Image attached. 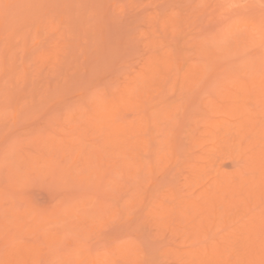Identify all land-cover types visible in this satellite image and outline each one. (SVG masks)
<instances>
[{
    "label": "rangeland",
    "instance_id": "1",
    "mask_svg": "<svg viewBox=\"0 0 264 264\" xmlns=\"http://www.w3.org/2000/svg\"><path fill=\"white\" fill-rule=\"evenodd\" d=\"M263 9L264 0H0V163L2 164L0 165L1 167L4 166V168H0V220L1 222L3 219L5 221H8L6 222L7 224L0 222V246L4 248H0V255L2 256H0V261L6 264V259H4V256H8L5 250L6 247L7 251H10V249L8 248H11L12 246L14 248L15 245V247H18V243H15L19 241L20 245L22 243V247L24 246V241L29 243L31 248L27 243H25V245L27 244L26 247L30 248L29 250L32 252V255L28 254L30 256V259L28 257V260H25L27 258V255L25 254V257L23 255L24 252L22 253L19 251L21 253V257H23V260H21V258L20 260L18 259L20 262L18 263L17 261L16 264H91L90 261L92 258L96 260L95 264H132L134 261V263L137 262L136 264H188L187 260L188 258L190 259V256H187L188 253H184L186 254L184 255L182 254V252H189L188 250L193 248L194 251L192 249L189 252L191 255V252H196L198 250L199 253H196H205L204 256L206 255V257L209 258L208 255L210 253V250L207 251V254L205 252V245L208 246L206 243H209L210 246L207 247L209 249L211 245L213 246L211 247V250H215L217 247L222 248L220 250L222 251L221 254L223 255V257L221 256V259H218V263H221L220 261H223V263L225 264H230L233 261H237L240 255L243 253L242 251H240L242 250L243 246H231V248L234 246L233 249L235 247L237 249L239 248L238 251H240V253H237L238 251L236 250V248L235 251L237 252L228 247L229 243H226L227 239L224 236H221L222 233V235H224L225 233L227 234L228 229L226 230L227 226H225V222L230 221L231 219H228L227 216L226 219L228 220L224 222L223 220L226 216L223 219H219V217H221L222 215L220 214V216L217 218L218 220L215 219V223L217 224L218 221L219 225L214 224L215 226L213 225L214 227H211V225L214 223V221H211L210 224H208L206 227L207 230L209 229L208 232L204 228V232H201L199 234V232L202 230L198 231V233L196 231V236H191V232L194 226L193 222H196V220L192 222L187 221L188 217L185 215L186 212L183 208L185 206L181 204L180 207V205H178L180 201L184 202V199L178 200L177 196L179 198L185 197L186 200L188 197L189 201L190 196H194L195 198L199 193V197L195 199H203H200L198 201L200 206L202 203H205V201L208 202V200L210 201L211 199L214 201V199H216V196H219V194L220 196L222 195V197H218L219 199H223L224 197L228 198V196H226L228 195L226 190L225 194V192H223L224 190L221 192L218 190V188L212 186L213 183L211 181L216 176L217 178H223L221 177L222 175L220 171L223 172V176L226 177L229 175V171H233L235 174L238 173L235 175V177L233 176L234 182H236L239 180L237 178H240L242 176L244 178L254 177L257 179V176L255 174H259L260 172L258 171L262 169L259 168L258 171L256 170L257 168H254L256 171L253 169H248L244 166H247L248 162H246V158L248 157V155L244 158L243 162L242 154H240L242 151L240 152V150H238L237 148V150H234L233 154V152L228 147V144L226 145V138H230L229 142L233 141L231 134H229V131H232V129H228L229 131L227 130V128L229 127L228 124L234 119H237L239 115L238 113H236L238 115V117H236L237 115L235 113H232V111L231 114H228L227 116L225 114V111L230 113L231 110L229 111V109L226 110L225 108L224 110L222 108V105H224L225 103L227 104L230 101L227 100L229 99L227 98V94L231 93L230 91H228L229 88H227V86L230 87V85L234 83L237 86V80L234 81L236 77L240 79L239 81L244 79L246 74L244 72L245 70H247V67L244 66L248 63L247 61H251L252 59L254 61L255 58L259 56L258 54H256V51L259 48V58L261 57V59H263V55H261V49L264 48V42H262L264 40V35L263 37H259V33L261 32L256 33L257 31L252 29L250 24L247 26L248 23H252L258 20L260 22L261 20L264 21ZM63 19L66 23L63 22ZM67 19L71 21L69 22V25L67 24ZM36 21H38V24ZM229 24H232L233 27L242 25V30L245 29L253 37L251 41L248 40L250 43L248 42L249 44H245L243 47V44L241 45V41H243L244 38L246 39L250 35L244 37L242 33V35L239 34L241 31L238 33V31L241 30L239 29L240 26L238 27V30H236V27L232 29V26L229 27ZM35 25L37 29L35 28ZM227 27L233 30L231 31L233 32V34H229L230 30H228ZM38 29L40 30L37 31ZM235 30L237 32V35H234V33H236ZM226 34H229L227 38ZM231 35H233L234 37L242 36L241 38L239 37L237 39H239L238 41H240L238 45L240 44L243 48L239 49L238 47L240 45H234L235 40L237 39L234 38V40H232L233 38H230L232 37ZM255 35L258 36L257 38L262 37L263 40L259 41L258 39H256ZM205 37L208 39V41ZM222 37L226 38L227 41L225 42H228L224 45L222 44L223 46L219 43ZM224 38H222V41ZM202 39H204V41ZM247 39H250V37ZM247 39L245 40L246 42L243 41V43H247ZM199 40H202L204 43ZM257 42L261 44L258 45ZM198 44H200V46H198ZM229 44H231L230 46L232 48V50L230 49V51H228L229 49L226 48ZM203 46L206 48H201ZM224 46L226 47L224 48ZM235 47H237L238 49L236 48L235 50ZM200 48L202 49V51L203 49L206 50L204 53L208 54L202 55L204 53L201 54ZM200 55H202V57ZM214 55H219L220 57L218 56L219 58L217 57V59L213 60L212 58L214 57ZM204 56H208L206 57L208 59H205ZM166 58L171 59H169V61H172V63H167H170V65L173 64L172 68H170L171 66H165L167 65L165 64ZM210 58L214 62H211ZM206 61L210 62L206 63ZM240 62H242L244 66L241 65L242 67H240ZM196 63H205L206 67L208 65H212V67L210 66L211 70H209L210 68L208 69L207 67V73L204 74V77L200 76L201 78H195V82H192L194 81V79L192 80L188 78L189 80H192L190 82L192 83V88L191 85H189V81L187 82L186 80L184 81L187 83L184 84L187 87L182 86V76L185 74L189 65H195ZM151 64H155V66L157 64L161 70H159L160 73H158L159 71L156 70L158 72H156L157 74L155 73V77L153 76L154 74H152L153 78L149 75V73L155 72V69L152 70V72L151 70L148 71ZM217 64H219V66ZM221 64H224L223 67L228 66V69H230L229 71H233V73L235 72L233 76L241 70L239 73L240 75L244 73V77H240V75H238L239 73H237L235 75L236 77L233 78L234 80H228L229 84L227 83V86H225L227 80L224 81L226 77V75L224 74L225 72H227V70L221 73ZM233 65H237L236 67H238V70L236 67V70H232V67H234ZM152 67L153 66H151L150 69L154 68ZM212 69L213 72L216 69L217 71L219 69L220 72L218 73L219 75L216 74L217 77L214 76L215 74L213 75L215 77V80L212 76L208 75L213 73ZM242 70H244V72ZM14 71L15 74L13 75ZM141 75H143L144 80L145 78L148 79V77L150 76L149 78H151L152 81L149 82V80L145 82L146 85L142 87V91H139V89L135 87V85L137 86V84H139V82L141 81ZM145 75H147V77ZM207 75L210 76V79L213 80H208L209 78L207 79ZM219 80L221 84H218L221 85V88L219 85H216L217 81ZM136 81L139 82L137 83ZM222 82L225 83L222 84ZM212 86L219 87L217 88L219 92L217 89L215 92ZM132 88H135V90H137V92H135V96L129 93V90H132ZM139 88H141V86ZM189 88H191V90ZM234 88L232 89L231 86L230 89L234 91ZM225 89H228V92L224 91ZM121 90L123 92L126 91L127 93L124 92L125 94H122L123 92L121 93ZM4 91L6 95L4 94ZM236 91L237 89L235 90V92ZM217 92L220 93L219 95H221V93L224 94L226 98L223 96L222 98H224V100L222 98L221 100L225 101L226 99L228 102L225 101V103L223 104L221 101L222 105L218 108L219 110L217 109L216 111L215 109L212 110V107L216 106L217 104H215L214 100L217 97H221ZM121 94L122 96L125 95L126 97H129L130 100L128 101V104H122V108H115L118 111H114L115 115V112H117V117L111 115L109 116L108 120H113L116 123L125 124L128 131H126V135L129 136L131 134L127 138L129 139L131 137V141L133 140L134 144L138 143L136 150H134L135 154H139L137 157L140 160L141 158H143L144 160L142 161L143 163L145 162L143 164V172H141L142 170L140 171V168L139 171L141 173L138 172L141 176L140 178V176L138 175V178L140 180L142 179L141 184L139 183V188L134 186L135 183L138 184L135 181L139 180L137 179V176H135L137 175L136 173H134L132 176L130 174V177L129 174L125 173V169L123 170L122 168L121 171V169L117 168V166H114V164L118 165V162H120L121 160L123 162V159H125L121 157V151L118 152L120 153L119 155L121 157V160L117 159V154L115 155L114 153H112V155L110 153L112 156L107 154L105 156L107 160L105 161L106 158L103 157L99 165V162H97L98 157H95L96 153L94 154L93 150L97 146L100 148L102 147L101 144L105 140L102 141L101 139H103V136H105V131L103 129V132L100 133V131L94 126H91V124L90 126L92 128L90 127V129H88L89 127L85 125L86 119L88 118L87 116L91 117L92 115L94 117L93 113H95L96 111H94L95 107L93 106L95 103L96 105L101 101V105H103V103L106 104V102L109 103L112 100H117L119 96L121 97ZM234 95L236 96V94ZM234 98L231 102L236 104L234 102ZM253 98L254 97L252 96L251 99ZM100 99L102 100L100 101ZM203 99L205 101L214 99L211 102V105L212 103L213 105L208 106L210 102L207 103ZM90 100L92 102L95 101L94 104H92ZM250 100H248V102ZM203 101L205 102V104H208L206 105L207 107H209L208 109H205L207 107L202 105L204 104ZM216 101L218 102L217 99ZM89 102L92 104V106H90ZM200 102L202 103L200 104ZM254 102L253 104L255 105L256 102ZM253 104L251 103V105H248L249 109L254 108V106L251 107ZM176 105H178L179 107ZM202 106L205 108H203ZM148 107L152 109H148ZM103 108H100L97 113H99V111H102L101 109ZM90 109L93 112L88 111ZM170 109H172V113L171 111H169L171 115H168H170L171 117L167 114H163L164 111H166L165 113H167V111ZM148 110H153L155 113L157 111L158 113L161 111V115L152 112L151 115L153 117L148 116ZM223 110L224 112H222ZM84 111L91 112V114L88 113L90 114L88 115L86 112L85 115ZM104 111L106 110L104 109ZM81 112H83L84 114L82 115ZM154 114L156 116H154ZM162 114L164 116H162ZM157 115H159V118L161 116L160 119H157L158 121L155 119ZM230 115H232V117ZM144 116L146 119L144 118ZM100 118L98 117L99 120ZM214 120L219 121L215 122ZM94 121H91L90 123ZM100 121H102V118ZM227 121L229 123H227ZM87 122L86 124H89V122ZM208 122H211L214 127L217 126V129L211 127L214 130H217L216 134L217 132H219L218 129L221 128L220 132H223V134L226 136V138H224L225 136H223V142H225L223 144H225L227 147L225 151L220 152V150H217V148L222 149L224 148V146L222 148L218 146L216 149H213V147L212 149L214 150V152L212 149L210 151H206V149L211 148V146L216 143V139L214 138L215 136L209 133V131L212 132V130H210L211 128L208 126ZM215 123H219V125H215ZM234 123L235 124H232L233 129H237L236 125L239 122L235 121ZM166 124L173 127V124H177L175 125L177 127H170L169 129V126H167ZM84 125L87 127L88 131L90 130L89 132L87 130H84L85 133H82L83 130H81L82 128L80 129V127H84ZM147 125L151 126V129L154 128V131L156 129L157 132L154 133L153 130V132L149 131L150 129L148 131L144 130L145 127H148ZM73 126H75L76 130H74V128H71ZM162 126H167V128L169 129L164 130L165 132L168 131L165 134L162 131L164 128L161 130ZM249 126H247V130L250 128ZM91 129L94 131H92L93 135L91 134ZM130 129H134V131L132 132V130ZM172 129H174V131H172ZM247 130L245 129V133ZM80 131L81 134L79 133ZM106 131H108V128L106 129ZM129 131H131L133 134H128ZM175 131L177 132L175 133ZM87 132L88 136L86 135ZM170 132H173L172 134L174 135L168 134ZM235 132H237L236 134L238 135V131L235 130ZM62 133H67V135L63 134L64 137H62ZM71 133L73 134L71 135ZM245 133L242 134L245 135ZM250 133L252 134V132ZM213 134H215V131ZM219 134H217L216 136L218 137ZM246 134L248 135H246L247 137H242V135L237 136L238 138L241 137L242 140L244 139L243 145H247L252 140V138L251 140L249 139L250 134L248 132ZM253 135L254 134H252V136ZM94 136L100 137H97V140ZM235 136L236 135H234V138ZM46 137H55L52 140L56 141L53 142L54 144L52 143V145L50 143V141L52 140L48 141L49 138L47 139ZM78 137H81L80 140L78 139ZM140 137L142 139H139ZM193 137L194 140L201 138V141L199 139V142L197 141L199 144H197L196 141L195 143L194 141L191 143ZM37 138H40L41 140ZM59 138L62 141L60 143L65 144V146L63 144L64 148H66V144L72 143V145H68L69 147L67 146L66 148L70 150L71 153L68 150L66 151V149L63 151V146H59L58 148V145H62L58 144L59 142H57ZM219 139L221 140V138ZM237 139L235 142H237ZM219 142H222V140ZM49 143L54 146L51 148L54 149L53 151H49V147H51ZM83 143L84 150H80L79 147L81 148ZM96 143H99L100 146ZM55 146L57 148H55ZM71 146H73L72 148H74V152L72 151V148L70 149ZM77 146L79 147L75 149ZM60 147L62 149H60ZM145 147H148L149 149L147 148V150ZM153 148L156 151H152L151 149ZM228 148L229 152H227ZM8 149L11 150V153L9 151L11 155L6 152L8 151ZM246 149H250L251 153L256 150L254 146L246 147L245 151ZM75 150H78V152H76ZM215 150L217 151V153ZM65 151L66 153H70L73 155H66L69 156L67 159L65 157ZM81 151H84L85 154L79 155L78 153H81ZM5 152L8 154V156ZM43 152H45V155L43 154ZM90 152H92L95 156ZM205 152L207 153L205 154ZM238 152H240L239 155H241L242 158L238 156V154H235ZM246 152H249V150ZM246 152L243 154H246ZM88 153L89 159L85 157ZM29 154L33 155L32 164L34 162L39 164V166L37 164V166L31 164L32 166L30 165V168H28L29 164L27 165L24 164L25 162L23 163V160L26 158V156L28 158H26L27 161L30 159L31 156L29 157ZM129 154L132 155L131 158L129 156V159H132L133 156H135L133 151ZM161 155L162 158H159V156ZM13 156H15V158L17 157L18 159H15ZM34 156H37V159L34 158ZM125 156H127V154H125ZM2 157L5 159V161L3 160V162ZM42 157L43 160L40 159ZM108 158H110V163L108 162ZM35 159L40 161H36ZM46 159L52 161V165H47ZM66 159L67 161H65ZM8 160H12V162ZM62 160H64L65 163H63L64 161ZM89 160H91V162H89ZM116 160L117 162L113 163V161ZM20 162L22 163V165L24 164L23 167H26L25 165H27V169H20V167H22L20 165ZM130 162H133V160H131ZM135 162H139V160L137 161L136 159ZM191 163L193 164L191 165ZM7 164L11 165V167ZM64 164L65 166H63ZM70 164H78V166L76 165L75 167H72V165L70 166ZM109 164H111L112 167L114 166L115 168H117L118 171L114 167V169H112V167H110L111 165L109 166ZM119 164H121L122 166L121 162ZM194 164H197V167L201 166V168H203L201 169L202 171H199L197 170L198 168H196V172L198 175H196V179H194L196 176L192 177L195 171L193 169ZM49 165L50 168L51 166L53 167L50 169ZM40 166H42V172ZM32 167L33 170L31 169ZM46 167H48V169H46ZM94 167L97 169V171L95 170V174L101 172V176L97 174L99 175V179L93 173L95 172L93 170ZM140 167H142V165H140ZM14 169L15 171H13ZM38 169H40V171ZM64 169H67V171ZM137 169H135L134 167V170ZM240 169H243L244 172H241L242 170ZM109 170H111L110 173L107 172L109 175L107 173H104L107 174L106 177L104 176V174L102 175V172H106ZM132 170L133 169H131V172ZM198 171L202 173H200L199 175ZM15 172H19V175L23 173L22 175L24 176H18V174ZM31 172H33V174ZM248 173H251V175L249 174V176L247 177ZM124 174L128 175V177L126 176L128 180H134V178H136L134 180L135 183L132 180L128 181L127 179H125L126 177L124 176ZM218 174H220L221 176L219 177ZM232 175L234 174L230 173V177H228L230 178V180L233 179ZM26 176H28L29 182L27 178L26 184H18V179L22 180V178L20 179L19 177L24 178ZM62 176H64V178ZM81 176L83 179L81 178L80 180L79 177ZM87 176L89 177V179ZM9 177L12 179H10ZM114 177L120 179L114 181L116 180ZM190 177L193 178V181ZM13 178L16 180H14ZM85 178L89 181H85ZM189 178L191 182H189ZM25 179H23V181ZM82 180H84V182ZM131 181L134 183H132V185L135 190L133 189V187L131 188L134 190L137 196L134 194L132 189L128 188V185H130L129 182ZM239 181H241V179ZM13 183L14 185H16L15 187L19 185L20 189L16 188L17 190H15V187L12 186ZM111 183L113 184L111 185ZM114 183L116 185L120 183L118 185L119 188L117 187L115 192L111 191L112 193L109 194V191L111 189L114 190L116 187ZM108 184H110L111 187ZM204 188L208 190L206 191V189ZM212 190L213 192H216L214 190H217L218 195H216L217 193H211ZM208 192L210 193L208 194ZM237 192L238 191H236L237 195H235V197L237 198H241L242 193V195L245 194L243 191H241L242 193L240 194ZM117 194L120 195V198ZM170 194L173 195V199L171 198L172 196ZM206 194H208V196L210 194L214 195H210L211 198L209 197L210 199H207ZM115 195H117L116 199ZM251 196L249 203L245 205L243 202H241L242 205L244 204L243 206H246L247 208V205H249L250 211L253 210L254 213L258 212V215H261L262 213V215H264V209H260V204H263L264 199L261 201L259 199V202L258 199H255L256 196L254 194L252 197L255 198H252ZM133 197L135 198V204L132 203V205L130 200L134 199ZM190 198H192V200H195L193 199V197ZM205 198L207 200H205ZM213 201L211 202L213 203ZM217 201L221 202L220 200ZM252 201L254 202V204H251ZM257 201L260 204L256 203ZM211 202H208L210 206L208 205V203L206 204V206L205 204H202L201 208L205 211L200 208L199 210L197 208L196 209L199 212L202 210L203 214L206 215L210 212L209 211L207 213V211L209 210L208 207L210 208L212 206ZM171 203L173 210L174 208H176V210L183 208L182 213H184V215H180L181 212L179 211H177L178 213L176 214H179L180 216L177 215L175 217L176 214L174 216H171L170 214L167 215L168 213L166 214L167 211H165V209L169 210V208L171 207ZM241 203L239 204L241 205ZM167 204L170 205L168 206ZM164 205L165 207H163ZM240 205L239 207L243 208ZM250 205L253 207H250ZM96 206H98L97 209ZM167 206L169 208H166ZM220 206H222V208ZM224 206L225 205L219 204L218 206H216V208L219 207L220 209H218L220 211H224ZM235 206H233V210L235 209V215H233L234 213H232L231 215L234 216V220L237 219L235 218V216L237 217L238 213L236 211L239 208L237 207L238 204H235ZM194 207L193 209L195 210ZM246 207L243 208L244 211L243 209L242 211L239 209L242 216L240 214L238 215V217L244 216L243 218H246L244 219V223H242L243 220L240 217L235 220V222L231 220L232 224L230 223V225H228V228L231 227V230L229 229V234L231 235V233L235 231V237L237 236V238H239L240 236L236 235V231L240 233V229H242V232L240 233V235H242V233H244L243 225H245L247 221L249 222L250 219H252L251 215L253 213H250V211L248 210L249 208L246 210ZM191 208L188 209V212H191L193 210H191ZM261 208H264V206H262ZM53 209L55 211H53ZM64 210L67 211L64 212ZM171 210H169L170 213H172ZM176 210H174V212ZM192 212L191 215H194L195 211L193 214ZM48 213L49 216L50 214L52 215L49 217L50 219L53 217L54 219L56 218L57 221H53V218V220L51 221L50 219L46 220L48 217L46 215H48ZM59 213L62 217L59 215ZM200 213L197 214L200 215ZM242 213L245 215H243ZM248 213L249 217H247ZM37 214H40L38 215L39 218L40 216L44 215L43 217H41V219L43 220L45 218L44 228L42 225L43 221L41 219H39L40 221L38 222V224L37 222L35 223L33 221V216H37ZM56 214L57 216L54 217ZM202 215L200 219H198V222H200L201 218L204 217H202ZM255 216H257L256 213ZM12 217H16V219ZM57 217L59 218L57 219ZM177 217L179 218V220ZM183 217H186L187 219H184ZM169 218L172 220H170ZM212 218L213 217L211 215L210 219ZM229 218L232 217L229 216ZM247 218H249V220H247ZM36 219L38 220L37 217ZM167 219L172 222H167ZM190 219L192 220V217ZM220 220H222L221 223L219 222ZM190 222L193 225L191 226L192 229L190 228ZM188 223L190 224L188 225ZM222 223L223 225H221ZM240 223H242V225ZM4 224L8 225V227ZM36 224L38 225L37 228L39 229L34 227L36 226ZM196 224L197 223H195V226ZM200 224L203 227L201 222ZM31 225H34L33 229L32 227H30ZM187 228L190 229L189 232ZM262 229L264 230V228ZM262 229L260 231V235L259 233L256 235L259 236V240L260 237H262L261 240L263 239L262 241H258L257 237L255 243H260L258 244L259 246L257 245V247H255L256 245L254 244V248H257V251L259 247L260 249L262 248L261 245L264 246V236H261L262 232L264 234V231ZM34 230H36L37 232H35ZM14 232L18 235H16ZM9 233L11 235L15 234L17 240H9L10 244L8 246L7 240L10 239V237L8 238L6 237V235L9 236ZM194 233L195 232H193V234ZM49 236H51L50 238H52V240L50 239L51 241L47 240V238L49 239ZM220 236L223 238V240L224 238L226 240L223 241ZM256 236H254V238H256ZM214 238L217 239L215 240ZM219 238L221 239V242L218 241L220 243L217 242V240H220ZM254 238L252 237L251 241ZM211 240L212 243L210 242ZM238 241L239 240H237L236 242ZM125 245L126 249H124ZM201 245H204V247H202ZM214 245H217L215 249H213ZM200 246L203 248V250L201 251L200 249L202 248H200ZM18 248L20 249L21 247ZM122 248L124 249L123 252L121 251ZM249 248V250H251L252 247ZM16 249H13L15 250V257L18 255ZM32 249L35 250L32 251ZM260 249L259 252L261 251ZM231 250H233L235 254L237 253L239 257L237 254V256L233 254ZM4 251L6 255L3 254ZM10 252L9 255L12 254ZM124 252L127 255H125ZM129 252L131 254H134L131 255ZM245 252L243 255H245ZM252 252H255V250ZM257 254L259 255L258 252ZM128 255L133 258L131 259ZM181 255L187 256L188 258L185 259L184 256ZM193 255L196 254L193 253ZM49 256H51L52 258L50 257V259ZM204 256H200V261L198 260V263L194 261L195 263L193 262V264H201ZM194 257L193 260L197 256L195 258ZM240 259L241 258H239V260ZM189 263L192 264L191 262Z\"/></svg>",
    "mask_w": 264,
    "mask_h": 264
},
{
    "label": "bare ground",
    "instance_id": "2",
    "mask_svg": "<svg viewBox=\"0 0 264 264\" xmlns=\"http://www.w3.org/2000/svg\"><path fill=\"white\" fill-rule=\"evenodd\" d=\"M232 1H233V0H232ZM250 1H252V0H250ZM253 1H254V0H253ZM234 2H235V1H234ZM235 3H236V2H235ZM263 10H264V9H263ZM261 11H262V10H261ZM261 16H262V14H261ZM37 17H38V16H37ZM254 18H255V17H254ZM257 18H258V17H257ZM252 19H253V18H252ZM260 19H261V18H260ZM35 20H37V19H35ZM67 20H68V19H67ZM36 22H37V24H38V21H36ZM63 22H65L64 19H63ZM69 22H71V21L68 20V23H67L68 25H69ZM65 23H66V22H65ZM37 24H36V25H37ZM249 24L251 25L252 29H254V30L257 31L256 33L261 32V33H259V37H260V36L263 37V35H264V33H263V32H264V28H263V27H264V21L261 20V22H260V21L258 20V21L252 22V23H248L247 26H248ZM36 25H35V28H36ZM68 25H64V26H68ZM164 25H165V24H164ZM243 25H244V24H243ZM62 26H63V24H62ZM231 26H232V24H231V25L229 24V27H231ZM239 26H240L239 29H241V30L238 31V33L241 31L239 34L242 33L244 37H247V35H248V36L250 35V36H249L250 39H247V38H249V37L246 38V39H247V43H245V42H246V41H245V40H246L245 38H244V40L241 39V40L245 41L244 43H243V41H241V45L243 44V47H244L245 44H249V43H250L248 40L251 41V39H252L253 37H252L251 34L248 33L245 29L242 30V29H243V28H242V25H239ZM239 26L237 25V26H234V27H236V28H237L236 30H238V27H239ZM164 27H165V26H164ZM164 27H163V28H164ZM229 27H227L228 30H230V33H229V34H233V32H231V31H233V30L229 29ZM234 27L232 26V29H233ZM261 28H262V30H261ZM36 29H37V28H36ZM39 30H40V29H38L37 31H39ZM228 30H227V31H228ZM236 30H235V32H236ZM260 30H261V31H260ZM35 33H36V30H35ZM229 34H228V35L226 34V38H227V36H229ZM235 34L237 35V32L234 33V35H235ZM242 34H241V35H242ZM244 34H245L246 36H245ZM231 36H232V37H230V38H233L232 40H234V38L237 39V38H239V37H240V38L242 37V36H239V37L236 36V37H234L233 35H231ZM255 36H256V35H255ZM257 37H258V36H256V39H258L259 41L264 39V37H263V39H262V37H261V38H257ZM205 38H206V37H205ZM222 38H224V37H222ZM222 38H221V41H219V43H220L221 45H222V44L224 45V44L228 43V42H225V41H227L226 38H224L225 40L223 39L224 42L222 41ZM228 38H229V37H228ZM230 38H229V39H230ZM206 39H207V38H206ZM202 40L204 41V39H202ZM202 40H199V41H202ZM238 40H239V39L235 40L234 45H235V44H237L236 46H239V45H240V44L238 45V43L240 42V41H238ZM203 41H202V43H204ZM207 41H208V39H207ZM207 41H205V42H207ZM236 41H237V42H236ZM197 42H198V41H197ZM221 42H223V43H221ZM232 42H233V41H232ZM248 42H249V43H248ZM262 42H264V40H263ZM198 43H199V42H198ZM232 44H233V43H232ZM257 44L259 45V44H261V43H258V42H257ZM263 44H264V43H263ZM223 45H222V46H223ZM230 45H231V44H229L228 46H230ZM241 45L238 47L239 49H240V48H243ZM198 46H200V44H198ZM198 46H197V47H198ZM201 46H202V45H201ZM205 46H206V45H205ZM228 46H227V47L224 46V48L226 47L227 49H229L228 51H230V49L232 50L231 46H230V47H228ZM261 46H262V45H261ZM261 46H260V47H261ZM210 47H211V46H210ZM262 47H263V46H262ZM201 48H206V47L203 46V47H201ZM201 48H200V49H201ZM236 48H237V47H235V50H236ZM238 48H237V49H238ZM198 49H199V48H198ZM198 49H197V50H198ZM209 49H210V48H209ZM257 49H258V48H257ZM259 49H260V48H259ZM259 49L256 51V54H258V55L260 56V53H258ZM205 51H206V50L203 49V51H202V49H201V54L204 53ZM208 51H209V50H208ZM199 52H200V51H199ZM209 53H210V52H209ZM261 53H262L261 55H263V56H262L263 59H261V57L259 58V56L257 57V55H256L257 58L254 57V58H255L254 61H253V59H252L251 61H250V60L247 61L248 63L246 62L247 64H245V66L242 64V62L239 63V64H240V65H239L240 67H242L241 65H243L244 67H247V70H245V72H244V70H242L244 73H246V74H245V77L243 76L244 73H243L242 75H240L239 72H240L241 70H240L239 72H237V73H239L238 75H240V77H244L245 80L241 78L242 80L239 81L240 79H238V77L235 76L237 73L233 76V74H234L235 72L233 73V71H229L230 69H228V66H227V67H223L224 64H223V65L221 64V67H222V68H221V73H222V72H225V71L227 70V72H225V74H224V75H226L224 81H226V80H227V81H226V83H225V82H222V84L225 83V86H227L226 84H227V83L229 84V81H228V80H234V79H233L234 77H236V79H235L234 81L237 80V81H236V82H237V86H236V84L234 83L235 86H234V84H231L230 87L227 86V88H229V90H228V89H225V90H224V91H227V90H228V91L231 92L230 94L228 93V94L230 95V97H229V95L227 94V98H229V99H227V100H230V101L228 102V101L225 99V101L228 102V103H230L231 105L228 104V103H227V104H228V105H227V104L225 103V101H223L224 98H222V97L224 96V94L221 93V95H219L220 93H218L219 90H218L217 88H219V87H217V86L219 85L220 88H221V85H220L221 82H220V80L217 81V84H216L217 86H214L215 88H214L213 86H212V87H213V89H214L215 92H216V89L218 90L217 93H218V95L221 96V97H217V98H215V100L212 99V100H210V101H205V100L203 99L205 102H207V103L210 102V103H209V105H208V104H205V102L203 101L204 104H202L203 106L207 107L206 105L210 106V105H211V102L214 100V101H215V104L217 103L216 106H214V107H216V108L212 107L213 109H212V108H211V109H212V110L215 109V110L217 111V109H218L219 107H221L222 103H223V104L225 103L224 105H222V108H223V109L225 108L226 110L229 109V111L231 110L230 113L227 112V111H225V114H226L227 116H228V114H231L232 111H233L232 113H235V114L238 113V115H239V117H238V115L236 114V115H237L236 117H238V118H237V119H234L233 121H231V122H230L231 124L227 121V123H229V124H228L229 127H232V128H229V127L227 128V130H228V129H232V131H229V130H228V131L230 132L229 134H231V136H232V138H233V141L231 140L232 142H229V141H230V138H226V136L223 134V132H222V133L220 132V131H221V130H220L221 128L218 129L219 132H217V134H219V133H220V134H219V136L217 137V136H216V135H217V134H216V131H217V130H214V129H217V126H215V127H216V128H215L214 125H213L211 122H210V123L208 122V124H209L208 126H209L210 128H211V127L214 128V129H213V128L210 129V130H212V132L209 131V128H208V131H209L210 134H212L213 136H215L214 138L216 139V141H215L216 143H214L213 146H211V148H208L209 150L206 149V151H210L213 147H214L213 149H216L218 146H219L220 148H222V147L224 146V148H222L223 150L217 148L218 151L220 150V152H223V151H225V149H227L226 145L228 144V147L230 148V150H231V151L233 152V154H234V150H237V148H238V150H240V152H241V151H242V152H241V153L238 152V153H235V154H238V156H240V157H241V155H239V153L242 154V157H243V158H242V157H241V158L243 159V162H244V158L247 157V155H248V157L246 158L247 160H246V159H245V160H246V162H248L249 164L247 163V166L244 165V164H243V165H244L245 167H247L248 169H253V170H255L254 168H257V169H256L257 171H258L259 168H262V169H260L261 171H260V170L258 171V172H260V173H259L260 175H259L258 173H256V174H255V175L257 176V179H256V178H254V177H248L249 174L251 175V173H248V174H247V177H248V178H244V177L242 176L243 178H242V177L237 178V179H239V180L241 179V181L238 180L239 182H238V181L234 182V177H235V175L238 174V173L235 174L233 171H232V172L229 171V175H230V173H231V174H234V175H232V178H233V179L230 180V178H228V177H230L229 175H228L227 177H226V176H223V172L220 171V173H221L222 176H221L220 174H218V176H219V177L221 176V177H223V178H217V176H216V177H215L216 179L214 178V179L211 181V182L213 183L212 186H214L215 188H218V190L221 191V192H222L223 190H224L223 192H225V190H226V192L228 193V195H226V196H228V198H227V197H224L223 199L221 198V199H222V200H221V199H219V198L222 197V195L220 196V194H219V196H216V199H214V201H213L212 199H211L210 201L208 200L209 203H210L211 201H213V203L211 202V203H212V206H211L210 208L208 207L209 210L207 211V213L210 211V212H209L210 214L208 213V214H209V215H208V214H206V213L204 212L207 216L203 214L202 210H203V211H205V210L202 209L201 206H202V204H203V205L205 204V206H206V204L208 203V202L205 201V200L211 198L210 195H212V194H210V195L208 196V194H209L210 192H208V194H206V195H207V199L205 198V200H204L205 203H202V202H203V201H202L203 199L200 198V199H202V200H201L202 202H200V203H202L201 206H200V204H199V202H198L200 199H199V200L195 199V198H198V197H199V195H200L199 193H198V196H196L195 198H194V196H190V197H193V199H195V200H192V198L189 197V201H188V197H187V196H186V197H187V200H186L185 197H184V198H179V197L177 196L178 200H183V199H184V202L180 201V203H179L178 205H180V207H181V204H182L183 206H185V207H183V208H184V211L186 212L185 215L188 217V219H190V218L192 217V220H191V219L188 220L186 217H185V218L183 217V218H184V219H187L188 222H189V221L192 222V221H195V220H196V222H193V223H194V224H193L194 226H195V223H197V224L199 223L198 225L196 224V226H195V227H198V226H199L198 228H195V227L192 225L191 222H190L191 224L188 223V225L190 224V228H191V229H192L191 226H193V230H192V232H191L192 234L190 233L191 236H194V235L196 236V234H197L198 231H200V230H202V231H200L199 234H200L201 232H204V231H203L204 228L207 230L206 227H207L208 224H210L211 221H212V222L214 221L213 224L211 223V224H212L211 227H214L215 225H217V224H218V221H217V224H216V223H215V219L218 220L217 218L220 216V214H222V215H221V217H219V219H220V218L223 219V218L226 216L225 219L223 220L224 222H225L226 220H228V219H231L232 221L235 222V220H237L238 218H240V217L242 216L240 213H241L242 209L246 207V206H243V205H244V204L246 205V204L249 203V200H250V196H251V195L253 196V194H254V195L256 196V198H255V197H252V196H251V197H252V198H255V199H258V201H259V199H260V201L264 199V118H263V117H264V115H263V114H264V48L261 49ZM197 54H198V52H197ZM207 54H208V53H204V54H202V55H207ZM202 55H200V56L202 57ZM200 56H199V57H200ZM208 56H209V55H208ZM208 56H204L205 59H208V58H206V57H208ZM218 56H219V55H217V56L214 55V57H213L212 59L215 60V59H217ZM211 57H212V56H211ZM215 57H216V58H215ZM219 57H220V56H219ZM219 57H218V58H219ZM169 59H170V58H169ZM169 59H168V58L165 59V60H166V61H165V64H167L168 66L165 65V64H164V65H165L166 67H170V66H171L170 68H172L173 64L170 65V63H167V62H171V63H172V61H169ZM199 59H200V58H199ZM210 59H211V58H210ZM212 59H211V62L213 61ZM170 60H171V59H170ZM203 61H204V60H203ZM12 62H13V61H12ZM201 62H202V61H201ZM209 62H210V61H209ZM209 62L206 61V63H209ZM213 62H214V61H213ZM11 64H12V63H11ZM199 64H200V65H199ZM199 64L196 63L195 65H192V64L189 65V67L187 68L185 74L182 76V82H181L182 86H185V84H186L188 81H189V83H190L193 79H194V81H192V82H195V80L198 79V77H200V76H203V77H204V74L207 73L206 68L208 67V69H209L210 66L212 67V65H210V66L208 65V66L206 67V64H205V63H204V64L199 63ZM211 64H212V63H211ZM213 64H214V63H213ZM219 64H220V63H219ZM219 64H217V65L219 66ZM13 65H15V64H13ZM161 65H162V63H161ZM215 65H216V64H215ZM151 66L154 67L155 64H151ZM151 66L149 67V70H148V71L151 70V72H152V70L155 69V72L149 73V75L153 78V76L155 77V73L158 72V71L160 70V68L158 67L157 64H156V66H157L158 68L155 66L154 68L152 67L153 69H150ZM179 66H180V65H179ZM218 66H217V68H218ZM230 66H231V65H230ZM233 66H234V65H233ZM236 66H237V65H236ZM236 66L232 67V70H234ZM12 67H13V66H12ZM12 67H11V69H12ZM213 67H214V65H213ZM240 67H239V68H240ZM14 68H15V66H14ZM25 68H26V67H25ZM25 68H24V70H25ZM156 68H157V69H156ZM236 68H237V70H238V67H236ZM213 69H214V68H213ZM213 69H212V72H213ZM26 70H27V69H26ZM156 70H158V71H156ZM209 70H211V68H210ZM235 70H236V69H235ZM15 71H16V69H15ZM15 71H14V73L12 72L13 75L15 74ZM160 71H161V70H160ZM160 71H159L158 73H160ZM16 72H17V71H16ZM209 72H210V71H209ZM210 73H211V72H210ZM218 73H220V72H219V69H218V71H217V69H216V70H214V72H213L212 74H208V75L212 76V77L214 78V80H215V77H217L216 74L219 75ZM17 74H18V72H17ZM152 74H154V75L152 76ZM156 74H157V73H156ZM214 74H215V75H214ZM247 74H248V75H247ZM196 75H197V76H196ZM208 75H207V76H208ZM213 75H214L215 77H214ZM141 76H142V77L140 78V80L142 81V80H144V79H143L144 77H143V75H141ZM145 76L147 77V75H145ZM150 76H149V77H150ZM210 76H208L207 79L209 78L208 80L211 81V80H213V79H210V78H211ZM246 76H247V78H246ZM149 77H148V79L145 78V80L142 81V82H141L140 80H139L140 82H139V81H136L137 83L139 82V84L136 83L137 86L134 84L135 87H137V88L139 89V91H142V87H144V85H146L145 82H147V81H149V80H150L149 82L152 81V79L149 78ZM183 78H184V79H183ZM188 78H189V79H192V80H189ZM195 78H196V79H195ZM200 78H201V77H200ZM221 78H222V77H221ZM187 79H188V80H187ZM184 80H186L187 82H185ZM222 81H223V79H222ZM234 81H233V82H234ZM184 83H185V84H184ZM218 83H220V84H218ZM230 83H231V81H230ZM141 84H142V85H141ZM193 84H194V83H193ZM189 85H191V88L193 87V86H192V83H190ZM132 86H133V85H132ZM140 86H141V88H139ZM231 86H232V89L235 87V88H234V91H232V90L230 89ZM133 87H134V86H133ZM185 87H187V86H185ZM223 87H224V86H223ZM191 88H189V89L191 90ZM225 88H226V87H225ZM213 89H212V90H213ZM236 89H237V91L235 92ZM238 89H239V91H238ZM123 90H124V88H123ZM125 90H126V89H125ZM134 90H135V88H134V89L132 88V90H129V93H130L131 95L133 94V96H135V92H137V90H135V91H134ZM224 91H223V93H224ZM228 91H227V92H228ZM122 92H123V91L121 90V93H122ZM124 92L127 93L126 91H124ZM124 92H123L122 94H125ZM227 92H226V93H227ZM233 92H235V93H233ZM238 93H239V94H238ZM4 94H5V91H4ZM4 94H3V95H4ZM119 94H120V92H119ZM119 94H118V95H119ZM122 94H121V97L119 96V98H117V100H112V101H110L109 103L106 102V104L103 103V105H101V102H102L101 100H102V99H100L101 102L98 101L99 103H98L97 105H96V103L94 104V102H95L94 100H93L94 102H92V101L90 100V102H92V104H94L93 107H95V110H94V111H96V112L93 113L94 117L91 115V117H92L93 119H92L90 116H87V117H88L87 119H89V120L86 119V122L88 121L89 124H86V122H85V125H87V127H89L88 129H90L91 126H94L96 129H98V130L100 131V133L103 132V129H104V131H105V132H104L105 136H103V139H101L102 137L100 138L102 141L105 140V141H103V142L101 141L102 144H104V145L101 144V146H102L101 148L97 146V147L93 150V151H94L93 153H94V154L96 153V156H95L92 152H90V153L93 154L95 157H98V158H97V159H98L97 162H99V165H100V162L102 161V158L105 157L107 154H108V155H111L112 153H114L115 155L117 154V156H118L117 159H120L121 157L125 158L126 160L123 159V162H122L121 159H120L121 161L119 160V161L122 163V166H121V164H119L120 162H118L119 167H118V165H115V164H114V166H115V167L117 166V168L121 169V171H122V168H123V170L125 169V170H126L125 173L129 174V176H130V174H131V176H132L134 173H136L137 175H135V176H137V179H139L138 177L140 176V173L143 172V170H144V169H143V167H144L143 164H144L145 162L143 163V161H142V160H144L143 158H141V160H140V159L137 157L139 154H135V151H134V150H136V148H137V144H138V143L134 144V143H133V140L131 141V139H132L131 137H130L129 139L127 138V137H129V136L131 135L130 133H132V132L134 131V129H130V130H132V132L129 131L128 134H130V135L128 136V135H126L127 126H126L125 124H122V123H116V122L113 121V120H112V121H111V120H108V119H109V116H111V115H114L115 117H117V112H118V111H117L116 109H117L118 107H119V108H122V106H123L122 104H128V101L130 100L129 97H126L125 95L122 96ZM232 94H233V95H232ZM234 94H236V96H235ZM5 95H6V94H5ZM231 95H232V96H231ZM194 96H195V95H194ZM252 96L254 97V98H253L254 100L251 99ZM94 97H95V96H94ZM215 97H216V95H215ZM224 97L226 98V96H224ZM234 97H235V98L237 97V98L235 99ZM98 98H99V97H98ZM221 98H222L223 100H221ZM230 98H231V99H230ZM233 98H234V100H235L234 102H235L236 104H234L233 102H231V101H233ZM94 99H95V98H94ZM191 99H192V98H191ZM216 99L218 100V102L216 101ZM250 99H251V100H250ZM134 100H135V99H134ZM192 100H193V99H192ZM248 100H250V101L248 102ZM252 100H253V101H252ZM96 101H97V100H96ZM219 101H220V102H219ZM221 101H222V103H221ZM236 101L239 102V103H237ZM254 101H255L256 103H255ZM90 102H89V103H90ZM103 102H105V101H103ZM250 102H251L252 104H253V102L255 103V105L253 104V105L251 106V107L254 106V108H250V109H249L248 105H251ZM201 103H202V102H200V104H201ZM220 103H221V104H220ZM92 104L90 103V106H92ZM184 104H185V103H184ZM215 104H214V105H215ZM219 104H220V105H219ZM95 105H96V106H95ZM99 105H101L102 107L99 106ZM179 105H180V104H179ZM212 105H213V103H212ZM212 105H211V106H212ZM97 106H98V107H97ZM124 106H125V105H124ZM141 106H142V105H141ZM176 106H178V105H176ZM203 106H202V107H203ZM93 107H92V108H93ZM103 107H104V108H103ZM139 107H140V105H139ZM150 107H151V106H150ZM150 107H148V109H149ZM178 107H179V106H178ZM184 107H185V106H184ZM205 107H203V108H205ZM97 108H98V109H97ZM100 108H103V109H101L102 111H99V113H97L98 110H100ZM115 108H116V109H115ZM153 108H155V107H153ZM175 108H177V107H175ZM175 108H174V109H175ZM208 108H209V107H207V108H205V109H208ZM93 109H94V108H93ZM104 109H105L106 111H104ZM114 109H115V110H114ZM150 109H152V108H150ZM225 109H224V110H225ZM146 110H147V109H146ZM218 110H219V109H218ZM220 110H221V108H220ZM224 110H223L222 112H224ZM88 111H92V110L90 109V110H88ZM114 111H117V112H115L116 115L114 114ZM149 111H150V113H149ZM169 111H171V113H172V109H170V110L167 111V113H165L166 111H164L163 114H167V115L170 114V115H171V113H170ZM84 112H85V115H86V112H87V111H84ZM92 112H93V111H92ZM152 112H154V111H153V110H152V111H151V110H148L147 115H148V116H152V115H151ZM226 112H227V113H226ZM88 113L91 114V112H87V114H88ZM148 113H149V114H148ZM154 113H155V112H154ZM156 113L159 114V115H161V111H160L159 113H158V111H157ZM156 113H155V114H156ZM81 114L83 115L84 113L81 112ZM90 114H88V115H90ZM95 114H96V115H95ZM98 114H99L100 116H99ZM155 114H154V116H156ZM163 114H162V116H164ZM174 114H175V113H174ZM0 115H1V114H0ZM97 115H98L99 118H100V117L102 118V121H100L101 118H100V120L98 119ZM159 115H157V117L155 118L156 120L161 118V116H160V118L158 117ZM170 115H168V116H170ZM233 115H234V114H233ZM230 116L232 117V115H230ZM72 117H73V115H72ZM84 117H85V116H84ZM89 117H90V118H89ZM152 117H153V116H152ZM152 117H150V118H152ZM166 117H167V116H166ZM170 117H171V116H170ZM170 117H169V118H170ZM240 117H241V119H240ZM96 118H97V119H96ZM144 118H145V116H144ZM73 119H74V118H73ZM73 119H72V120H73ZM94 119H95L96 122L94 121ZM145 119H146V118H145ZM147 119H149V118H147ZM153 119H154V118H153ZM155 119H154V120H155ZM107 120H108V121H107ZM223 120H224V119H223ZM227 120H228V119H227ZM91 121H94V122L90 123ZM109 121H110L111 123H110ZM157 121H158V120H157ZM157 121H155V122H157ZM207 121H208V120H207ZM209 121H211V120H209ZM214 121H215V120H214ZM216 121H217V120H216ZM216 121H215V122H216ZM218 121H219V120H218ZM218 121H217V122H218ZM224 121H225V120H224ZM235 121H238V122H239V123L236 125L237 129H236V128L233 129V126H232V124H235V123H234ZM88 122H87V123H88ZM98 122H99V123H98ZM219 123H220V122H219ZM219 123H217V124L219 125ZM236 123H237V122H236ZM90 124H91V126H90ZM170 124H171V123H170ZM217 124L215 123V125H217ZM85 125H84V127L81 126L80 129L82 128L81 130H83V131H84V130H85V131L87 130V131H88V129H87V127H86ZM166 125L169 126V127H168L169 129H170V127H173V126L168 125V124H166ZM173 125H174L175 128L177 127V126H175V125H177V124H173ZM211 125H213V126H211ZM249 125H250V126H249ZM147 126H148V125H147ZM156 126H157V124H156ZM160 126H161V125H160ZM167 126H164V127L162 126V128H161V130L164 128V129L162 130L164 134H165L166 132H168V131H166V132L164 131L165 129H166V130L168 129ZM222 126H223V125H222ZM247 126H249L251 129L249 128V129L247 130ZM85 127H86V128H85ZM104 127H105V128H104ZM144 127H145V126H144ZM150 127H151V126L145 127L144 130H147V131H148V130L150 129L149 131H152L154 128L151 129ZM158 127H159V126H158ZM158 127H156V128H158ZM165 127H166V128H165ZM174 127H173V128H174ZM262 127H263V128H262ZM71 128H74V130H76V129H75V126H73V127H71ZM91 128H92V127H91ZM107 128H108V131H106ZM146 128H147V129H146ZM169 129H168V130H169ZM222 129H223V127H222ZM224 129H225V128H224ZM245 129L247 130L246 133L248 132V133L250 134V135H249V139L251 140V138H252L251 142H249L247 145H246V144L243 145V144H244V143H243L244 139L242 140L241 137H240V138L237 137L238 135H239V136L242 135V137H245V136L247 135V134L245 133ZM71 130H72V129H71ZM157 130H158V129H157ZM175 130H176V129H175ZM177 130H178V129H177ZM225 130H226V129H225ZM227 130H226V131H227ZM233 130H234V131H233ZM235 130L238 131V135L236 134L237 132H235ZM77 131H78V130H77ZM83 131H82V133H85V131H84V132H83ZM89 131H90V130H89ZM89 131H88V132H89ZM92 131H93V130L91 129V134L93 135V132H94V131H93V132H92ZM153 131H154V130H153ZM153 131H152V132H153ZM172 131H174V129H172ZM214 131H215V134H213ZM243 131H244V132H243ZM253 131H254V133H253ZM88 132H87V134H86L87 136H88ZM127 132H128V131H127ZM152 132H150V133H152ZM155 132H157L156 129H155L154 133H155ZM160 132H161V131H160ZM176 132H177V131H175V133H176ZM250 132H252V134H254V135L252 136V134H251ZM79 133L81 134V131H80ZM172 133H173V132H172ZM172 133L170 132V133H168V134L171 135ZM242 133H243V134L245 133V135H243ZM63 134H64V135H65V134L67 135V133H62V134H61L62 137H64ZM72 134H73V133H71V135H72ZM94 134H95V133H94ZM132 134H133V133H132ZM77 135H78V134H77ZM77 135H76V136H77ZM83 135H84V134H83ZM172 135H174V134H172ZM234 135H236L235 138H234ZM48 136H49V135H48ZM61 136H60V137H61ZM79 136H80V135H79ZM95 136H96V135H95ZM95 136H94V137H95ZM100 136H102V135H100ZM100 136H97V137H100ZM165 136H167V135H165ZM223 136H225L224 138H226V139H225V140H226V141H225V142H226V145L223 144V143H225V142H223V140H224ZM247 136H248V135H247ZM247 136H246V137H247ZM62 137H61V138H62ZM97 137H95V138L97 139ZM151 137H152V136H151ZM153 137H154V136H153ZM156 137H157V136H156ZM170 137H172V136H170ZM216 137H217L218 139H217ZM253 137H254V138H253ZM42 138H43V137H42ZM46 138H47V137H46ZM46 138H44V139H46ZM48 138H49V137H48ZM48 138H47V139H48ZM54 138H55V137H54ZM54 138L51 137V138L48 139V141H50V140H52V139H54ZM80 138H81V137H78L79 140H80ZM82 138H83V137H82ZM95 138H94V139H95ZM104 138H105V139H104ZM165 138H166V137H165ZM165 138H164V139H165ZM195 138H196V137H195ZM197 138H198V137H197ZM219 138H221L222 142H219V141H221ZM237 138H238V139H237ZM37 139L41 140L40 138H37ZM37 139H36V140H37ZM44 139H43V140H44ZM59 139H60V138H59ZM59 139L57 140V142H59L58 144H62V143H60V142H62L61 139H60V141H59ZM62 139H63V138H62ZM83 139H84V138H83ZM83 139H82V140H83ZM100 139H99V141H100ZM139 139H142V138L140 137ZM166 139H167V138H166ZM171 139H172V138H171ZM198 139L201 141V138H198ZM198 139H197V140H194V137H193V140L191 141V143H192L193 141H194V143H195V141L197 142ZM236 139H237V142H235ZM97 140H98V139H97ZM143 140H145V139H143ZM152 140H153V139H152ZM168 140H170V139H168ZM218 140H219V141H218ZM247 140H248V139H247ZM55 141H56V140H54V141L52 140V141H50V143L52 144V143L55 142ZM70 141H71V140H70ZM90 141H91V140H90ZM94 141H95V140H94ZM137 141H138V139H137ZM217 141H218V143H219L220 145L217 143ZM245 141H246V140H245ZM248 141H249V140H248ZM57 142H56V143H57ZM63 142H64V140H63ZM92 142H93V141H92ZM198 142H199V141H198ZM198 142H197V144H199ZM50 143H49V145H50L51 147H49V145H48V147H49V151H50V150L53 151L54 149H51V148L54 147V146H52L54 143H53L52 145H51ZM68 143H70V142H68ZM194 143H193V144H194ZM63 144H64V143H63ZM63 144H62V145H58V148H59V146L62 147ZM73 144H74V143H73ZM89 144H90V143H89ZM92 144H93V143H92ZM94 144H95V143H94ZM96 144H97V143H96ZM106 144H107V145H106ZM215 144H216V146H215ZM68 145H72V143H70V144H66V148H67ZM83 145H84V143L82 144L81 148L84 147ZM97 145H99V143H98ZM56 146H57V144H56ZM56 146H55V148H57ZM64 146H65V144H64ZM64 146H63V151L66 149V148H64ZM73 146H74V145H73ZM73 146H71L70 149H71ZM94 146H95V145H94ZM99 146H100V145H99ZM103 146H105V147H103ZM135 146H136V147H135ZM248 146H251V147L254 146V147L256 148V150H255L254 152L251 150V151L253 152V153H251V152H250V149H246V151L249 150V152H246V151H245V148L248 147ZM12 147H13V146H12ZM39 147H40V146H39ZM61 147H60V149H62ZM68 147H69V146H68ZM78 147H79V146H77L75 149H77ZM225 147H226V148H225ZM81 148L79 147L80 150H84V148H83V149H81ZM134 148H135V149H134ZM145 148H146V147H145ZM145 148H144V149H145ZM147 148H148V147H147ZM147 148H146V149H147ZM229 148H228L227 152H229ZM34 149H35V148H34ZM148 149H149V148H148ZM148 149H147V150H148ZM213 149H212V150H213ZM67 150H68V149H66V151H67ZM73 150H74V148H72V151H73ZM116 150H118V151H116ZM151 150H152V151H156V150H154V148L151 149ZM157 150H158V149H157ZM243 150H244V151H243ZM9 151H10V153H11V150H9V149H8V151H6V152L9 153ZM43 151H44V150H43ZM66 151H65L64 153H66ZM68 151H70V150H68ZM75 151L78 152V150H75ZM120 151H121V152H120ZM128 151H129V152H128ZM132 151L134 152V155H135V156H133L132 159H129V156H130V158L132 157V155L129 154V153H132ZM215 151H216V150H215ZM6 152H5V153H6ZM45 152H46V150H45ZM45 152H43L44 155H45ZM73 152H74V151H73ZM103 152H105V153H103ZM118 152L122 153L121 157H120V155H119L120 153H118ZM123 152H124V153H123ZM211 152H212V151H211ZM213 152H214V150H213ZM245 152H246V154H243V153H245ZM10 153H9V155H11ZM70 153H71V151H70ZM70 153H66V154H65V157H66L67 159H68L69 156H66V155H69ZM110 153H111V154H110ZM206 153H207V152H205V154H206ZM216 153H217V151H216ZM230 153H231V152H230ZM247 153H248V154H247ZM249 153H250V154H249ZM6 154H7V153H6ZM6 154H4V155H6ZM60 154H61V153H60ZM78 154H79V155H80V154L83 155V154H85V152H84V151H81V153H78ZM125 154H127V156H125ZM251 154H252V155H251ZM70 155H73V154H70ZM88 155H89V153L87 154V156H85V155H84V156L87 157V158L89 159V156H88ZM112 155H113V154H112ZM112 155H111V156H112ZM115 155H114V156H115ZM158 155H159V154H158ZM158 155H157V157H158ZM249 155H250L251 157H250ZM7 156H8V154H7ZM30 156H31V157H30ZM42 156H43V155H42ZM60 156H61V155H60ZM117 156H116V157H117ZM164 156H165V155H164ZM201 156H202V155H201ZM201 156H199V157H201ZM209 156H210V155H209ZM4 157H5V156H4ZM11 157H12V156H11ZM13 157L15 158V156H13ZM29 157H30V159H29L28 161L26 160L27 156H26V158L23 160V163L25 162L24 164H27V165L29 164V165H28L29 167H28L27 165H25L26 167H23L24 164L22 165L21 162H20L21 164H20V163H16V164H20V165L22 166V167H20V169H21V168H25V169H27V167L30 168V165L32 164V160H33V155H30V154H29ZM36 157H37V156H34V158H36ZM43 157H44V156H43ZM43 157L40 158V159L43 160ZM85 157H84V158H85ZM91 157H92V156H91ZM95 157H94V158H95ZM107 157H108V156H107ZM249 157H250V158H249ZM2 158H3V157H2ZM9 158H10V157H9ZM9 158H8V159H9ZM92 158H93V157H92ZM105 158H106V157H105ZM105 158H104V159H105ZM110 158H111V157H110ZM110 158H108V162H109V163H110V160H109ZM114 158H115V157H114ZM134 158H135V160H134ZM159 158H162V155L159 156ZM15 159H18V158L16 157ZM27 159H28V158H27ZM36 159H37V158H36ZM36 159H35V160H36ZM64 159H65V158H64ZM67 159H66L65 161H67ZM88 159H87V160H88ZM97 159H96V160H97ZM104 159H103V160H104ZM128 159H129V161H128ZM136 159H137V161L139 160V162H135ZM157 159H158V158H157ZM248 159H249V161H248ZM250 159H251V160H250ZM0 160H1V159H0ZM3 160L5 161L4 158L2 159V162H3ZM60 160H61V159H60ZM72 160H73V159H72ZM106 160H107V158L105 159V161H106ZM131 160H133V162H130ZM159 160H162V159H159ZM8 161H10V160H8ZM15 161H16V160H15ZM36 161H40V160H36ZM36 161H35V162H36ZM47 161L49 162L50 160H49V159H46V163H47V165H48V164H51V162H52V161H50V162L48 163ZM62 161H64V160H62ZM65 161H64L63 163H65ZM124 161H125V163H124ZM10 162H12V160H11ZM17 162H18V161H17ZM26 162H29V163H26ZM44 162H45V159H44ZM73 162H74V161H73ZM89 162H91V160H89ZM92 162H93V161H92ZM95 162H96V161H95ZM97 162H96V163H97ZM114 162H117V160H116V161H113V163H114ZM5 163H6V162H5ZM57 163H58V162H57ZM60 163H61V162H60ZM63 163H62V164H63ZM67 163H68V162H67ZM123 163H124V165H123ZM0 164H1V163H0ZM3 164H4V163H3ZM11 164H12V163H11ZM36 164H37V163H34V162H33L32 165H36ZM43 164H44V163H43ZM89 164H90V163H89ZM92 164H93V163H92ZM101 164H102V163H101ZM192 164H193V163H191V165H192ZM1 165H2V164H1ZM1 165H0V168H4V166L1 167ZM5 165H6V164H5ZM7 165L11 167V165H9V164H7ZM12 165H13V164H12ZM32 165H31V166H32ZM37 165L39 166V164H37ZM37 165H36V166H37ZM45 165H46V164H45ZM45 165H44V166H45ZM51 165H52V164H51ZM71 165H72V164H70V166H71ZM76 165L78 166V164H76ZM76 165L73 164L72 167H73V166L75 167ZM94 165H95V164H94ZM96 165H97V164H96ZM110 165H111V164H109V166H110ZM140 165H142V167H140ZM196 165H197V164H194L193 169H194L195 171H194V173L192 172V173H193L192 177L197 175V172H196L197 170L200 171L201 169H203V168H201V166L197 167ZM55 166H56V165H55ZM55 166H54V167H55ZM63 166H65V164H64ZM90 166H91V165H90ZM109 166H108V169H109ZM114 166H113V167H114ZM195 166H196V167H195ZM6 167H7V166H6ZM18 167H19V166H18ZM41 167H42V166H40V168H41ZM52 167H53V166H51V168H52ZM56 167H57V166H56ZM61 167H62V166H61ZM95 167H96V166H95ZM95 167H94L93 170H94V171H95V170L97 171V169H96ZM110 167H112V165H111ZM113 167H112V169L115 168V167H114V168H113ZM132 167H133V168H132ZM134 167H135V169H137V168H138V169H137V170H134ZM145 167H146V166H145ZM245 167H244V168H245ZM7 168H8V167H7ZM37 168H38V167H37ZM49 168H50V165H49ZM51 168H50V169H51ZM66 168H67V167H66ZM69 168H70V167H69ZM91 168H93V167H91ZM117 168H115V169L117 170ZM139 168H140V171L142 170L141 172L139 171ZM196 168H198V169L196 170ZM31 169L33 170V167H32ZM46 169H48V167H46ZM131 169L134 170V171L132 170L133 173L131 172ZM193 169H192V171H193ZM0 170H1V169H0ZM35 170H36V168H35ZM38 170L40 171V169H38ZM62 170H63V168H62ZM64 170L67 171V169H64ZM71 170H72V169H71ZM98 170H99V169H98ZM129 170H130V171H129ZM240 170H242L241 172H244L243 169H240ZM256 170H255V171H256ZM13 171H15V169H14ZM18 171H19V170H18ZM22 171H23V170H22ZM43 171H44V170H43ZM49 171H50V170H49ZM69 171H70V170H69ZM89 171H90V170H89ZM96 171L93 172V173L95 174ZM99 171H100V170H99ZM101 171H102V167H101ZM110 171H111V170L106 171V172H102V175H103L104 173H107V172L110 173ZM117 171H118V170H117ZM199 171H198V173H199V175H200V173H202V172H199ZM201 171H202V170H201ZM23 172H24V171H23ZM25 172H28V171H25ZM37 172H38V171H37ZM41 172H42V168H41ZM50 172H52V171H50ZM56 172H57V171H56ZM119 172H120V170H119ZM119 172H118V173H119ZM128 172H129V173H128ZM138 172H140V173H138ZM245 172H246V170H245ZM15 173H17V172H15ZM18 173H19V172H18ZM18 173H17V174H18ZM31 173L33 174V172H31ZM52 173H53V172H52ZM52 173H51V174H52ZM100 173H101V172H100ZM100 173H97V174H99V175L101 176ZM113 173H114V172H113ZM113 173H112V174H113ZM116 173H117V172H116ZM239 173H240V172H239ZM17 174H16V175H17ZM22 174H23V173H22ZM22 174H20V175H22ZM26 174H27V173H26ZM32 174H31V175H32ZM39 174H40V173H39ZM66 174H67V173H66ZM97 174H95V175H96L97 178H98L99 175H97ZM107 174H108V173H107ZM107 174H104V176L106 177ZM122 174H123V173H122ZM122 174H121V177H122ZM127 174H124V176H125V177H126V176L128 177ZM194 174H195V175H194ZM245 174H246V173H245ZM257 174H258V175H257ZM16 175H15V176H16ZM20 175L18 174V176H20ZM47 175H48V174H47ZM49 175H50V173H49ZM95 175H94V176H95ZM108 175H109V174H108ZM138 175H139V176H138ZM239 175H240V174H239ZM241 175H242V174H241ZM243 175H244V174H243ZM10 176H11V175H10ZM18 176H17V177H18ZM22 176H24V175H22ZM55 176H56V174H55ZM65 176H66V175H65ZM75 176H76V175H75ZM114 176H115V175H114ZM131 176H130V177H131ZM197 176H198V175H197ZM197 176H196L194 179H196ZM233 176H234V177H233ZM237 176H238V175H237ZM237 176H236V177H237ZM38 177H40V176H38ZM43 177H44V176H43ZM45 177H46V176H45ZM62 177L64 178V176H62ZM70 177H71V176H70ZM84 177H85V176H84ZM87 177H88V176H87ZM116 177H118V176H116ZM119 177H120V176H119ZM127 177H126L125 179L128 180ZM130 177H129V178H130ZM192 177H190V178H191L192 181H193V178H192ZM238 177H239V176H238ZM9 178H10V177H9ZM15 178H16V177H15ZM19 178H20V179L22 178V180H19V179H18V184L21 183L20 185H23L24 183H25V184L27 183V178H28V176H26V177H24V178H23V177H19ZM25 178H26V179H25ZM51 178H52V177H51ZM75 178H76V177H75ZM75 178H74V179H75ZM77 178H78V177H77ZM81 178H82V176L79 177L80 180H81ZM97 178H96V179H97ZM103 178H104V177H103ZM114 178H115V177H114ZM140 178H141V176H140ZM190 178H189V182H191ZM10 179H12V178H10ZM13 179H14V178H13ZM16 179H17V178H16ZM16 179H14V180H16ZM23 179H25L26 182H25V180L23 181ZM32 179H33V178H32ZM57 179H58V178H57ZM57 179H55V180H57ZM79 179H78V180H79ZM82 179H83V178H82ZM88 179H89V177H88ZM98 179H99V178H98ZM105 179H106V178H105ZM115 179H116V180H114V179H112V180L117 181V179H120V178H115ZM121 179H122V178H121ZM135 179H136V178H134V180H135ZM237 179H236V180H237ZM72 180H73V179H72ZM76 180H77V179H76ZM86 180H87V179L85 178V181H86ZM90 180H91V179H90ZM102 180H103V179H102ZM102 180H101V181H102ZM106 180H107V179H106ZM129 180H132V179H129ZM129 180H128V181H129ZM134 180H132V181L134 182ZM139 180H140V179H139ZM139 180L135 181V182H137L138 184H136V183L134 182V183H135V185H134L135 187H138V188L140 187V184H141V180H142V179H141L140 181H139ZM82 181L84 182V180H82ZM87 181H89V180H87ZM97 181H98V180H97ZM97 181H96V182H97ZM101 181H100V185H101ZM107 181H108V180H107ZM107 181H106V182H107ZM120 181H121V180H120ZM132 181L129 182L131 186L128 185V188H130V189H132L131 187H133V185H132L133 182H132ZM213 181H215V182H213ZM28 182H29V178H28ZM80 182H81V181H80ZM103 182H104V181H103ZM106 182H105V183H106ZM118 182H119V180H118ZM189 182H188V183H189ZM211 182H210V183H211ZM22 183H23V184H22ZM77 183H78V182H77ZM109 183H110V182H109ZM115 183H116V182H115ZM115 183H114V184H115ZM134 183H133V184H134ZM139 183H140V184H139ZM210 183H209V184H210ZM215 183H216V184H215ZM112 184H113V183H111V185H112ZM116 184H117V183H116ZM116 184H115V185H116ZM119 184H120V183H119ZM119 184H118V185H119ZM214 184H215V185H214ZM100 185H99V186H100ZM108 185H110V184H108ZM111 185H110V187H111ZM118 185H116V187H115L114 190L111 189V188H109V189H111V190L109 191V194L112 193L111 191H114V192H115L116 189H117V187H118ZM136 185H137V186H136ZM210 185H211V184H210ZM245 185H246V186H245ZM12 186L15 187L16 185H14V183H13ZM104 186H105V185H104ZM16 188H17V189H20V188H19V185H18L17 187H15L14 189L17 190ZM99 188H100V187H99ZM113 188H114V186H113ZM118 188H119V187H118ZM207 188H208V187H207ZM100 189H101V188H100ZM133 189H134V187H133ZM133 189H132V190H133ZM204 189H206V188H204ZM210 189H211V186H210ZM210 189H209V190H210ZM212 189H213V188H212ZM134 190H135V189H134ZM134 190H133V192H134ZM136 190H137V189H136ZM207 190H208V189H206V191H207ZM206 191H204V192H206ZM214 191H216V192H213V190H212L211 193H214V194L217 193L216 195H218L217 190H214ZM236 191H238L237 193H239V194L242 193L241 191H243V192L245 193V194H244L245 196L242 195V194H243V193H242V194H241L242 197L240 196L241 198H237V197H235V195H237V194H236ZM175 192H176V191H175ZM226 192H225V194H226ZM234 192H235V193H234ZM16 193H17V192H16ZM116 193H117V192H116ZM116 193H115V194H116ZM200 193H201V192H200ZM134 194H135V192H134ZM214 194H213V195H214ZM223 194H224V193H223ZM225 194H224V195H225ZM111 195H112V194H111ZM117 195H118V194H117ZM117 195H115V199H116V196H117ZM135 195L137 196V194H135ZM135 195H134V197H135ZM170 195H171V194H170ZM201 195H202V194H201ZM213 195H212V196H213ZM119 196H120V195H118V197H119ZM138 196H139V195H138ZM167 196H168V195H167ZM171 196H172L171 198L173 199V195H171ZM180 196H181V195H180ZM82 197H83V196H82ZM82 197H81V198H82ZM134 197H133V198H134ZM169 197H170V196H169ZM209 197H210V198H209ZM218 197H219V198H218ZM119 198H120V197H119ZM137 198H138V197H137ZM171 198H170V201H171ZM252 198H251V199H252ZM261 198H262V199H261ZM83 199H84V198H83ZM190 199H191L192 201H191ZM79 200H80V198H79ZM131 200H132V201H131ZM131 200H130L131 204H132V203L135 204V203H134L135 198H134V199H131ZM162 200H163V199H162ZM185 200H186V202H185ZM196 200H197V202H196ZM217 200H220L221 202H219V201H217ZM252 200H253V199H252ZM97 201H98V200H97ZM254 201H255V200H254ZM258 201H257L256 203L260 204V203H259L260 201H259V202H258ZM101 202H102V201H101ZM101 202H100V203H101ZM163 202H164V201H163ZM206 202H207V203H206ZM217 202H219V203H217ZM241 202H243L244 204L242 205ZM172 203H173V202H172ZM172 203H171V205L169 204L171 207H172ZM185 203H186V204H185ZM197 203H198V204H197ZM209 203H208V205H209ZM239 203H241V205H240ZM133 204H132V205H133ZM184 204H185V205H184ZM219 204L225 205V206H224V211H222V210L220 211V210H219V209H220L219 207L216 208V206H218ZM235 204H236V205L238 204L237 207H239V205H240V206H242L243 208H241V207L238 208V210L236 211V212L238 213V214H237V217L235 216V218H237V219L234 220V216H231V215H232V213H234L233 215H235V209L233 210V208H234L233 206H235ZM251 204H254V202L252 201ZM102 205H104V204H102ZM165 205H166V204H165ZM165 205H164L163 207H165ZM167 205H168V204H167ZM169 205H168V206H169ZM187 205H188V207H187ZM197 205H199V206H197ZM255 205H257V204H255ZM98 206H99V205H98ZM98 206H96V209H97ZM168 206H167L166 208H169ZM173 206H174V204H173ZM189 206H190V207H189ZM194 206H195V207H194ZM209 206H210V205H209ZM247 206H248V208H249V205H247ZM262 206H264V202H263V204H262V203L260 204V209H264V208H261ZM171 207L169 208V210L172 209L171 212L174 213V214L170 213L169 210L165 209V211H167L166 214L168 213L167 215L170 214L171 216H172V215L174 216L176 213H178L177 211L181 212L180 215H182V214L184 215V213H182V212H183V208H180V207H179V208L181 209V211H180L179 208H178L179 210H176V208H174V210H176V211L174 212L173 207H172V208H171ZM191 207H192V208H191ZM193 207L195 208V210L193 209ZM220 207L222 208V206H220ZM235 207H236V206H235ZM250 207H253V206L250 205ZM56 208H57V207H56ZM71 208H72V207H71ZM71 208H69V209H71ZM190 208H191V210L193 209V210H192L193 212L191 211L192 214H193L194 211H195L194 215H191V212H188V209H190ZM196 208H197L198 210H199V208L202 209L200 212H201L203 215H202V214H201ZM218 208H219V209H218ZM248 208L246 207V210H247ZM60 209H61V208H60ZM226 209H227V210H226ZM236 209H237V208H236ZM239 209H240L241 211H239ZM260 209H259V212H260ZM61 210H62V209H61ZM162 210H163V209H162ZM196 210H197V211H196ZM206 210H207V209H206ZM229 210H230V211H229ZM231 210H233L234 212L231 211ZM246 210H245V211H246ZM248 210L250 211V208H249ZM53 211H55V210L53 209ZM62 211H63V210H62ZM66 211H67V210H66ZM66 211L64 210V212H66ZM238 211H239V212H238ZM243 211H244V209H243ZM249 211H247V212H249ZM256 211H257V210H256ZM262 211H263V210H262ZM251 212L253 213V214L251 215V216H252V219H250L249 222L247 221V222L245 223V225H243V228H244V231H243V232H244V233H242V235H240V233L242 232V229H240V231H241L240 233L236 231V235L240 236V237H239L240 239L237 238V236L235 237V233H234L235 231L233 232L234 234H233V233H231V235L229 234V232H230L229 229H230L231 227L228 228V225H230V223L232 224V221L230 220V221H226V222H225V226H227L226 230L228 229V231H227V234L225 233V232H226V231H225V232H224L225 234L222 235V234H223V233H222L221 236H222V237L224 236V237L227 239L226 243H227V244L229 243V246H228V247L231 248L232 245H234V246H236V247L242 245L243 247L240 246V247H242V250H240V251L243 252V253L241 252V253H242L241 255H243L244 252L246 251V252H245V255H243V256L240 255V257H239V255L237 254V253H240V251H238L239 248L237 249V248L235 247L236 250L238 251V252H237V251H235V248L233 249V247H234V246H233L231 249H233L235 252H237L236 254H237L238 257L241 258V259L239 260V258H238L239 261H238V260H237V261H233V262L230 263V264H264V252H263V251H264V249H263L264 246L261 245L262 248L260 249V247H259V248H258V251L256 250L257 248H256V249L254 248V244L256 245L255 247H257V245L260 244V243H258V244L255 243L256 240H257V237H258V241H262V240H263V239L261 240L262 237H260V240H259V236H256V235H257L258 233H259V235H260V231H261V229L264 228V215H262L263 213H262L261 215H258V214H257L258 212H255L256 215H257V216H255V213L253 212V210H251L250 213H251ZM189 213H190V214H189ZM197 213H200V215L197 214ZM229 213H230V214H229ZM63 214H64V213H63ZM63 214H62V215H63ZM188 214H189V215H188ZM239 214H240L241 216L238 217ZM242 214H243V213H242ZM259 214H260V213H259ZM0 215H1V214H0ZM2 215H3V213H2ZM6 215H7V214H6ZM23 215H24V214H23ZM38 215H40V214H37V216H33V221H34L35 223L37 222V224H38V222L40 221L39 219H41V217L44 216V215H42V216H40V218H39ZM59 215H60V213H59ZM177 215H179V214H176L175 217H176ZM180 215H179V216H180ZM183 215H182V216H183ZM190 215H191V216H190ZM197 215H198L199 217H198ZM201 215H202V217L204 216V217L201 218V220H200V222L202 223L203 227L201 226L200 222H198V219H200ZM211 215H212V217H213L212 219H210V218H211ZM223 215H224V216H223ZM243 215H245V214H243ZM248 215H249V213L247 214V217H249ZM46 216H48L46 220H49V219H50L49 217L52 216V215L50 214V216H49V213H48V215H46ZM56 216H57V214H56L54 217H56ZM60 216H61V215H60ZM189 216H190V217H189ZM193 216H194V217H193ZM195 216H197L198 218L195 217ZM227 216H228V219H226ZM229 216L232 217V218H229ZM251 216H250V218H251ZM253 216H254V217H253ZM3 217H4V216H3ZM6 217H7V216H6ZM16 217H17V216H16ZM16 217H12V218H15V219H16ZM36 217L38 218V220L36 219ZM61 217H62V216H61ZM243 217H244V216H243ZM243 217H241L242 220H243L242 223H244V219H246V218H243ZM52 218H53V217H52ZM52 218L50 219V221L54 219V218H53V219H52ZM58 218H59V217H57V219H58ZM177 218H178V217H177ZM180 218H181V217H180ZM194 218H195V219H194ZM35 219H36V220H35ZM81 219H84V218H81ZM169 219H170V218H169ZM169 219H167V222H169V223L172 222V221H170V220H172V219H170V220H169ZM173 219H174V218H173ZM213 219H214V220H213ZM41 220L43 221V224H42V221H41V224L43 225V228H44V227H45V226H44V225H45V224H44V223H45V218H44V220H43V219H41ZM175 220H176V219H175ZM178 220H179V218H178ZM204 220H205V221H204ZM247 220H249V218H247ZM251 220H252V221H251ZM10 221H11V220H10ZM53 221H57L56 218H55ZM206 221H207L208 223H207ZM239 221H240V219H239ZM0 222H1V220H0ZM2 222H3V223H6V222H8V221H7V220L5 221V220L3 219ZM2 222H1V223H2ZM16 222H17V221H16ZM23 222H24V221H23ZM160 222H162V221H160ZM165 222H166V221H165ZM219 222L221 223L222 220H220ZM228 222H229V223H228ZM1 223H0V224H1ZM14 223H15V220H14ZM242 223H240V224L242 225ZM6 224H7V223H6ZM6 224H4V225H6ZM11 224H12V223H11ZM37 224H36V226H34V225H33V226H34L35 228H37V226H38ZM205 224H206V225H205ZM214 224H215V225H214ZM46 225H47V224H46ZM204 225H205V226H204ZM213 225H214V226H213ZM218 225H219V224H218ZM221 225H223V223H222ZM2 226H3V225H2ZM6 226L8 227V225H6ZM10 226H11V225H10ZM12 226H13V225H12ZM15 226H16V224H15ZM33 226L31 225L30 227H32V229H33ZM239 226H240V225H239ZM200 227H201L202 229H201ZM241 227H242V226H241ZM0 228H1V227H0ZM232 228H233V227H232ZM236 228H237V227H236ZM21 229H22V228H21ZM37 229H39V228H37ZM182 229H183V228H182ZM187 229H188V228H187ZM187 229H186V230H187ZM196 229H197V230H196ZM198 229H199V230H198ZM8 230H9V229H8ZM11 230H12V227H11ZM13 230H14V229H13ZM206 230H205V231H206ZM208 230H209V229H208ZM208 230H207V232H208ZM230 230H231V229H230ZM235 230H237V229H235ZM262 230H263V229H262ZM30 231H33V230H30ZM34 231L37 232L36 230H34ZM189 231H190V229H188V232H189ZM196 231H197V233H196ZM263 231H264V230H263ZM193 232H195V233L193 234ZM2 233H3V232H2ZM5 233H6V232H5ZM14 233H15V232H14ZM237 233H238V234H237ZM245 233H246V235H247L248 233H249V234H252V235H249V234H248V235L246 236ZM0 234H1V233H0ZM6 234H7V233H6ZM6 234H4V235H6ZM9 234H10V233H9ZM15 234L18 235L17 233H15ZM15 234H12V235L10 234L9 236L6 235V237H8V238L10 237V239L7 238V239H8V240H7V241H8V246H9V244H10V243H9V240H10V241H14V240L16 239V237H15L16 235H15ZM199 234H198V235H199ZM253 235L256 236V238H254ZM221 236H220V237H221ZM249 236H250V237H249ZM251 236L254 238V239H252V241H251V238H252ZM261 236H264L263 232H262V235H261ZM50 237H51V236H49V239L47 238L48 241H49L50 239L52 240V238H50ZM222 237H221V239L223 240ZM225 238H224V240H226ZM232 238H233V239H232ZM236 238H237V239H236ZM2 239H3V238H2ZM5 239H6V238H5ZM214 239L216 240L217 238H214ZM219 239H220V238H219ZM221 239H220V240H217V242H218V241L221 242ZM231 239H232V240H231ZM234 239H235V240H234ZM3 240H4V239H3ZM16 240H17V239H16ZM51 240H50V241H51ZM224 240H223V241H224ZM237 240H239V241L236 242ZM253 240H254V243H253ZM234 241H235V242H234ZM240 241H241L242 243H241ZM19 242H20V241H19ZM19 242H16L15 244L18 243V247H21V248L24 247V248H23L24 250L21 249V248H20V249H21V250H20L18 247H15L16 245L14 246V248H13V246H12L11 248L9 247L8 249H10V251L12 250L11 252L8 250L10 253H12V254H10L11 256L9 255V252L7 251V247H6L5 250H6V254H8V256L5 254V251H4L3 254H5L6 256H4V255L2 254V255L4 256V259H6V264H9L10 261H11L10 264H16L17 261H18V263H19V262H20V261H19L20 258H21V260H23V257H21V253H20V252H22V253L24 252V253H23L24 256H25V254L27 255V258H26V259L24 258L25 260H28V257H29V259H30V256H29L28 254H31V253H32V252L29 250V249L31 248V246L29 245V243H27V242L24 241V243H23L24 246L22 247V243H21V245H20ZM210 242L212 243V240H211ZM220 242H218V243H220ZM239 242H240V243H239ZM251 242H252V243H251ZM25 243H27V244L30 246V248H29V247H26L27 244L25 245ZM211 243H210V244H211ZM232 243H233V244H232ZM234 243H235V244H234ZM236 243H237V245H236ZM0 244H1V242H0ZM3 244H4V242H3ZM206 244H207L208 246H210L209 243H206ZM238 244H239V245H238ZM252 244H253V245H252ZM261 244H262V243H261ZM123 245H124V244H123ZM127 245H128V244H127ZM250 245H252V246H250ZM3 246H4V245H3ZM201 246L204 247V245H201ZM201 246H200V248H202ZM208 246L205 245V250H206L205 252H206V254H207V253H208L207 251L210 250V251H209L210 253H209V255H208L209 258H207L206 255L204 256L205 253L203 254L202 252H200V254H198V253H199L198 250L196 251V252H198V253H196V252H191V253H192V255H191L189 252H190V250H192L193 248L190 249V250H188L189 252H187V251L182 252V254H184V253L187 254V253H188L187 256L189 255V256H190V259H189L187 256H184V255H186V254L181 255V256H184L185 259L188 258V260H187L188 264H190L189 262H191V263L193 264L194 261H196V263H198L197 261L199 260L200 256H201V257L204 256V257H203L204 259H202L201 264H216V263H217V264H221V263H222V264H225V263H223V261H220L221 263H218V262H219L218 259H221V256L223 257V255L221 254L222 251L220 250V249H222V248H219V247H217V245H216V246L214 245V248H213V249H215V247H217V248H216L215 250H211V249H212L211 247H213V246L211 245L210 249L207 248ZM258 246H259V245H258ZM1 247H2V246H0V248H1ZM4 247H5V246H4ZM127 247H128V246H127ZM228 247H227V248H228ZM249 247H252L251 250H252V251L255 250V252H252L251 250H249V249H250ZM16 248H17V249H16ZM32 248H34V247H32ZM129 248H131V247H129ZM206 248H207V249H206ZM223 248H224V247H223ZM227 248H226V249H227ZM244 248H245V249H244ZM2 249H4V248L2 247ZM13 249H16V250H17V254H18V255L16 254V255H17V256H16L17 258L15 257V254H14V253H15V250H13ZM18 249H19V250H18ZM124 249H126V245H125ZM124 249L122 248L121 251L123 252ZM196 249H197V247H196ZM196 249H195V250H196ZM253 249H254V250H253ZM259 249L261 250L260 252H259ZM33 250H35V249H32V251H33ZM201 250H203V248L200 249V251H201ZM229 250H230V249H229ZM233 250H231V251L233 252V254H235ZM248 250H249V251H248ZM262 250H263V251H262ZM19 251H20V252H19ZM128 251H129V250H128ZM193 251H194V249H193ZM0 252H1V251H0ZM18 252H19V253H18ZM250 252H251L252 254H251ZM257 252L259 253V255L257 254ZM129 253H130V252H129ZM193 253H195L196 255H193ZM255 253H256V254H255ZM13 254H14V256H13ZM52 254H53V253H52ZM124 254H125V252H124ZM130 254H131V253H130ZM133 254H134V253H133ZM133 254H131V255H133ZM210 254H211V255H210ZM220 254H221V255H220ZM236 254H235V255H236ZM260 254H261V255H260ZM19 255H20V256H19ZM31 255H32V254H31ZM125 255H127V254H125ZM237 255H236V256H237ZM0 256H1V255H0ZM128 256H129V255H128ZM136 256H137V255H136ZM192 256H193V257H194V256H195V257L197 256L198 258H197V257H196V258L194 257L196 260H195V259L193 260V257H192ZM219 256H220V257H219ZM1 257H2V256H1ZM1 257H0V258H1ZM7 257H8L9 259H8ZM25 257H26V256H25ZM50 257H51V256H49V258H50ZM126 257H127V256H126ZM129 257L131 258V256H129ZM134 257H135V256H134ZM137 257H138V256H137ZM191 257H192V258H191ZM51 258H52V257H51ZM51 258H50V259H51ZM132 258H133V257H132ZM132 258H131V259H132ZM135 258H136V257H135ZM206 258H207V259H206ZM18 259H19V260H18ZM50 259H49V260H50ZM77 260H79V259H77ZM77 260H76V261H77ZM133 260H134V259H133ZM133 260H132V262H133ZM189 260H190V261H189ZM206 260H207V261H206ZM67 261H68V260H67ZM76 261H75V262H76ZM95 261H96V260H95L94 258H92L90 262H91V264H95ZM136 261H137V260H136ZM199 261H200V260H199ZM0 262H1V261H0ZM4 262H5V261H4ZM64 262H65V260H64ZM75 262H74V263H75ZM134 262H135V261H134ZM134 262H133V263H134ZM185 262H186V261H185ZM76 263H77V262H76ZM79 263H80V262H79ZM133 263H132V264H133ZM136 263H137V262H136ZM136 263H134V264H136ZM194 263H195V262H194ZM0 264H5V263H2V262H1ZM63 264H64V263H63ZM184 264H185V263H184ZM186 264H187V263H186Z\"/></svg>",
    "mask_w": 264,
    "mask_h": 264
}]
</instances>
